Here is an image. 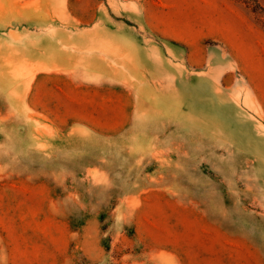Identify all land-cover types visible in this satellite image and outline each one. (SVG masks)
Masks as SVG:
<instances>
[{
  "label": "rangeland",
  "instance_id": "1",
  "mask_svg": "<svg viewBox=\"0 0 264 264\" xmlns=\"http://www.w3.org/2000/svg\"><path fill=\"white\" fill-rule=\"evenodd\" d=\"M0 264H264V0H0Z\"/></svg>",
  "mask_w": 264,
  "mask_h": 264
}]
</instances>
